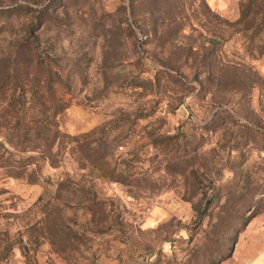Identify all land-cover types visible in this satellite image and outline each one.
<instances>
[{"label": "rangeland", "instance_id": "374dc122", "mask_svg": "<svg viewBox=\"0 0 264 264\" xmlns=\"http://www.w3.org/2000/svg\"><path fill=\"white\" fill-rule=\"evenodd\" d=\"M0 264H264V0H0Z\"/></svg>", "mask_w": 264, "mask_h": 264}]
</instances>
